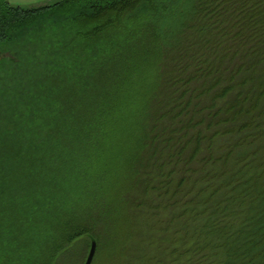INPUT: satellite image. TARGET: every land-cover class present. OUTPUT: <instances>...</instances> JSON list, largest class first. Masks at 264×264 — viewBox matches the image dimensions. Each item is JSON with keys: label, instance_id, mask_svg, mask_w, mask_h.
I'll return each instance as SVG.
<instances>
[{"label": "trees", "instance_id": "1", "mask_svg": "<svg viewBox=\"0 0 264 264\" xmlns=\"http://www.w3.org/2000/svg\"><path fill=\"white\" fill-rule=\"evenodd\" d=\"M41 25L56 52L0 58V264L125 255L151 219L191 264H264V0H0V46Z\"/></svg>", "mask_w": 264, "mask_h": 264}, {"label": "rangeland", "instance_id": "2", "mask_svg": "<svg viewBox=\"0 0 264 264\" xmlns=\"http://www.w3.org/2000/svg\"><path fill=\"white\" fill-rule=\"evenodd\" d=\"M11 4L16 6H23V7H33V6H40L48 3H52L57 0H8ZM47 28V25H44ZM41 26L38 27L37 30H34L27 35H24L20 40L10 42L11 44H3L0 46V58L3 56L11 57L12 52L18 54L22 57V66L21 71L19 74L26 73L31 71L33 67H36L38 64L42 63V58H48L50 55V51L54 50L57 51L56 48H52L51 46L54 44L53 39L54 36H50L48 31L43 29L39 30ZM10 55V56H9ZM19 76V75H18ZM12 75H10V78ZM156 75L153 71L147 72V76L144 77V87L141 89L140 93L143 94L144 91L151 88L152 84L155 85L157 80L155 79ZM124 167L118 166L117 172L115 173V184L113 185L112 192H119V189L123 188L122 182L120 178L125 177L123 172ZM124 174V176H123ZM123 181V180H122ZM120 182V184H119ZM166 211V210H165ZM167 214V211H166ZM168 216L165 215L163 219H166ZM157 221L151 219L150 222L148 221H141L140 226L136 227L137 233L134 235L132 239V246L130 248V252L123 255V252L115 253L113 248H103L102 251L96 252L94 261L92 264H191L190 256L191 253H186V245H185V233L179 230L178 226L171 225L170 228L166 229L167 223L165 220L158 222V227H161V230H158V235L155 237L156 240L148 244L145 242L146 237L138 236L140 232L144 234L145 229H147V225H151V223H155ZM148 223V224H147ZM125 225H122V229H125ZM156 226V228H158ZM143 228V229H141ZM139 237V238H136ZM174 245L177 249L176 253L171 254L169 248L166 247ZM91 247V243H90ZM87 256L89 254V250ZM98 249V248H97ZM133 250V251H132ZM195 254L196 258H200L202 253L200 251H196ZM87 259V258H86ZM86 261V260H85ZM198 261V259H197ZM85 264V263H84Z\"/></svg>", "mask_w": 264, "mask_h": 264}, {"label": "water", "instance_id": "3", "mask_svg": "<svg viewBox=\"0 0 264 264\" xmlns=\"http://www.w3.org/2000/svg\"><path fill=\"white\" fill-rule=\"evenodd\" d=\"M98 244L97 241L93 238L91 241V247L89 250V254L87 256V259L85 261V264H92L97 252Z\"/></svg>", "mask_w": 264, "mask_h": 264}]
</instances>
